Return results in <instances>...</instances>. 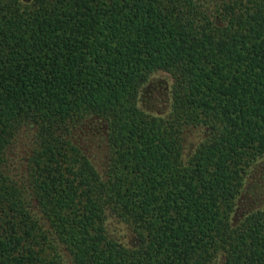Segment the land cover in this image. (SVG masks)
Here are the masks:
<instances>
[{
  "label": "trees",
  "instance_id": "obj_1",
  "mask_svg": "<svg viewBox=\"0 0 264 264\" xmlns=\"http://www.w3.org/2000/svg\"><path fill=\"white\" fill-rule=\"evenodd\" d=\"M263 158L264 0H0V264H264Z\"/></svg>",
  "mask_w": 264,
  "mask_h": 264
},
{
  "label": "rangeland",
  "instance_id": "obj_2",
  "mask_svg": "<svg viewBox=\"0 0 264 264\" xmlns=\"http://www.w3.org/2000/svg\"><path fill=\"white\" fill-rule=\"evenodd\" d=\"M152 81H160L163 82L164 84H166L167 86V91H168V86L170 85V78L167 74L163 73V72H156L154 74L151 75L150 77V82ZM162 86V84H161ZM163 110H166L167 108L164 107L162 108ZM186 136V144L189 142H194L195 138H196V134L192 133V131L189 133H185ZM94 152L95 153H100V149L95 148L94 147ZM96 158H99L98 160H100L101 158L99 156H96ZM95 159V158H94ZM264 159V158H263ZM263 159L261 161H259L257 168L254 171V177H251L247 180V184H246V191L249 192H257L260 197V201L259 204H264V164H263ZM96 161H98L97 159H95ZM257 185H259L260 188L257 187Z\"/></svg>",
  "mask_w": 264,
  "mask_h": 264
}]
</instances>
